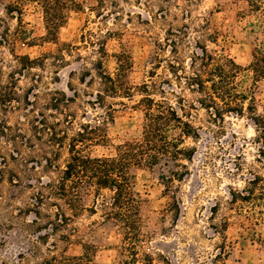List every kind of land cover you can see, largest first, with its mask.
Here are the masks:
<instances>
[{
    "label": "rangeland",
    "instance_id": "374dc122",
    "mask_svg": "<svg viewBox=\"0 0 264 264\" xmlns=\"http://www.w3.org/2000/svg\"><path fill=\"white\" fill-rule=\"evenodd\" d=\"M72 1L51 43L41 39L46 31L40 9L25 6L20 15L18 0H0V99L6 101L0 104V264H41L62 254L83 258L81 244L93 247L90 258L68 264H121L124 239L101 218L95 202L102 197L96 198L95 188L84 191L82 204L95 205L97 213L75 219L83 240L68 244L47 235L50 227L35 215L31 198L37 178L48 181L58 174L50 172L46 159L63 168L69 138L108 107L115 109L114 121L107 126V142L88 149L92 157L115 156L119 145L140 136L144 115L137 103L144 84L154 99L185 113L198 138L185 140L194 154L182 161L185 168L169 190L162 177L172 165L136 171L141 224L135 246L152 264H264V206L254 211L250 204L230 203L232 191L264 176L253 123L246 112L215 118L198 104L202 94L188 86L200 69V61L192 68L191 60L205 47L234 62L236 91L253 89L257 114L264 116V79L250 70L264 43V0L258 12L248 0ZM98 43L108 54L104 66L110 74L116 73L115 55L128 57L124 81L134 89L131 99L107 97L103 109L89 104L103 88L85 73L94 75L90 64L98 58ZM25 57L36 61L33 68L23 66ZM42 212L51 215L47 208Z\"/></svg>",
    "mask_w": 264,
    "mask_h": 264
},
{
    "label": "trees",
    "instance_id": "16d2710c",
    "mask_svg": "<svg viewBox=\"0 0 264 264\" xmlns=\"http://www.w3.org/2000/svg\"><path fill=\"white\" fill-rule=\"evenodd\" d=\"M71 0H18L15 10L20 15L23 7L33 6L40 9L46 35L41 37L45 42L55 43L58 30L66 20L69 3ZM261 0H248L253 11H261ZM10 14L14 12L9 8ZM264 28V26H263ZM4 38V37H3ZM8 44V39H3ZM12 42V41H11ZM93 46L95 43H87ZM93 50V49H92ZM98 54L91 64V70L85 73L90 77L89 81L98 79L103 90L94 95V102H90L92 108L103 109L107 97L131 99L133 88L124 81L128 68V57L124 55L114 56L116 59V73L106 72L104 60L108 57L102 43L95 46ZM200 55H195L190 66L195 67V60L200 61L199 71L194 72L189 79L188 86L196 93L202 94L198 104L210 112L215 118L222 119L226 114L234 113L242 116L248 113L256 131L255 142L259 145L258 158L264 165V116L257 114L253 89L245 88L238 93L236 91L235 78L239 69L234 62L226 56H218L210 53L205 47L200 48ZM23 59V58H22ZM27 64L23 66L33 68L36 61L24 58ZM250 70L258 79H264V43L255 50ZM143 97L138 101L137 107L143 111L144 123L138 138L125 142L118 146L115 156L92 157L88 149L92 146L103 145L107 142L106 129L113 123L115 109L108 107L103 116L95 120L82 123L73 137L69 138V157L63 168H57L50 159H46V165L50 172L58 173L48 181L37 178L34 186L31 204L35 208L38 219L46 218L45 225L50 229L47 235L57 237L58 241L71 243L80 241L82 234L73 223L83 212L96 215L97 207L86 209L82 204V194L90 188L96 189V198L102 197L100 203L95 204L101 210L103 221L113 225L121 231L124 239L123 255L125 259L121 264H152L149 254L141 252V248L135 246V241L140 236V199L134 192L135 173L138 169H154L161 162L163 165H172L168 168V176H163L167 188H172L175 180H179V171L185 168L183 160H192L194 152L192 148L185 146L186 139H197L198 131L187 119V115L180 116L176 109L165 99H154V93L146 84L141 86ZM70 102L71 99H66ZM0 99V104H5ZM182 110V109H180ZM182 112H184L182 110ZM186 118V119H185ZM58 140V139H56ZM59 144H62L59 141ZM248 186L239 192L232 191V205L242 206L250 204V208L264 206V176L255 175L247 182ZM109 192V197H103L100 191ZM51 210V215L43 213V209ZM68 212V213H67ZM57 245L53 244V248ZM86 251L87 260L91 246L81 244ZM83 258L52 255L44 259L41 264H68L70 261Z\"/></svg>",
    "mask_w": 264,
    "mask_h": 264
}]
</instances>
